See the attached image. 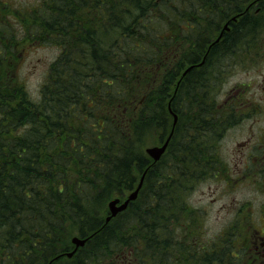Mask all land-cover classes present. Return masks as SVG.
<instances>
[{"label":"trees","instance_id":"16d2710c","mask_svg":"<svg viewBox=\"0 0 264 264\" xmlns=\"http://www.w3.org/2000/svg\"><path fill=\"white\" fill-rule=\"evenodd\" d=\"M249 1L44 0L20 13L25 34L8 48L49 42L59 54L36 97L13 66L15 54L8 55L13 64L6 63L0 83V264H45L69 251L74 231L90 237L86 264L98 263L99 255L128 264L150 245L160 255L164 230L171 254L180 243H170L179 224L162 223L176 225L170 223L175 214L190 211L180 183L209 173L217 162L206 154L220 127L208 114L212 69L220 61L212 56L232 53L228 65L264 31V0L257 13L244 10L256 5ZM226 22L229 31L214 42ZM214 47L219 51L210 56ZM168 104L186 121H177L165 153L153 162L144 149L168 137ZM141 176L126 209L140 204L152 215L140 223L144 245L130 225L112 228L116 218L107 224L100 218L107 202L123 199Z\"/></svg>","mask_w":264,"mask_h":264},{"label":"rangeland","instance_id":"374dc122","mask_svg":"<svg viewBox=\"0 0 264 264\" xmlns=\"http://www.w3.org/2000/svg\"><path fill=\"white\" fill-rule=\"evenodd\" d=\"M43 1L7 0L6 9L0 10V15L2 13L6 14L5 22L7 25L4 29L7 33L5 34L6 43L20 40L25 34L21 32L19 26L21 24L18 18L20 13L36 8ZM17 10L18 13L14 14ZM259 20L263 21L264 24V17ZM255 35L257 36L255 40L250 39L249 45H243L237 55L230 57L226 73L224 74V81L215 82L212 90V103L215 107L221 103L217 99V94H236L239 86H248L245 93L254 98L251 100L252 105H260L259 107L264 110V101L256 100L257 98L259 99L260 91L264 90V83L261 77V74H264V31ZM11 49L6 44V63L12 61L8 56L9 54L16 55V63L13 66L18 69L20 80L25 85L28 93L36 97L40 84H42L41 82L46 75L47 68L59 54V49L49 42L39 43L38 41L32 45ZM246 49H250L248 52L250 54H246ZM231 54L227 56H231ZM262 56L263 58L260 60ZM10 64H13V62ZM261 97L264 100V92ZM168 112L170 116L173 114L171 109ZM185 117L177 115L176 123L180 120L184 123L186 121ZM235 118L238 122L234 125L227 124L230 128L224 138L219 139L216 137L217 135L215 137L213 135L211 139L207 140L206 150H211V152L208 151L206 154L211 158H218L219 162H216V166H212L209 169L210 171H208L209 173L204 174L200 178L199 176L196 178L189 177V179L180 183L183 187L182 195L187 201L186 204L189 205L190 209L197 211V213L190 215L180 211L170 221V223L176 222V225L169 226L168 223H162L165 226L168 225V227L174 228L178 222L179 230L170 243L174 244L176 241H180V243L174 246V249L169 248L168 250L171 254L163 257L156 254L158 250L156 245H150L151 247L147 249V257L148 259L150 258L147 264H176V257L184 250L194 253L198 261L211 257L215 258H212V261H206L205 264H243L253 255L252 240L255 236L264 233V172L260 169L263 166L258 161H253L257 156L264 154V150L262 151L259 148L257 149L260 150L258 152L254 150L258 135L260 133L261 135L263 134L260 130H262L264 123V114L259 117L263 120L259 123L253 118L252 120L251 118H244L241 114H236ZM171 119L173 121L172 116ZM246 140H250L249 144ZM212 144H215L216 147H213ZM151 146H157V144L149 143L146 147ZM163 161L168 162V159L164 158ZM128 194L129 192H126L124 196L127 197ZM164 201L165 203L168 202V197ZM141 208L143 207L140 204H134L131 209L118 215L114 222L111 221L112 225L109 223L108 226L117 228L135 222V224H130V226L135 229L134 233H136L137 239L144 245L146 243L143 231L144 226H140V223L143 219H147V222L143 224L147 225L148 219L153 217L152 215L146 216L147 208H145L146 210ZM106 215L107 213H104L100 215V218L104 220ZM125 216L126 218H124ZM193 217H197L200 224L197 225L196 231L187 233L190 228V220L193 219L195 221ZM161 222L157 221V225H160ZM75 236L83 238L78 232H72L69 237V251L72 249L70 238ZM167 237L169 235H167L165 230L162 231L161 239ZM196 239L199 240L198 243L207 248L206 252L203 253L191 248L192 246L196 247ZM246 239L248 241L245 242ZM148 240L150 241V236H148ZM142 245H139L138 248L141 249ZM88 249L90 248L85 246L79 247L78 252L71 259H62L60 264L84 263L85 255H88L89 252ZM145 254L144 250L142 256ZM118 262H113L109 257H104V255H99L98 257V264H119ZM50 263L48 261L45 264Z\"/></svg>","mask_w":264,"mask_h":264},{"label":"flooded vegetation","instance_id":"af4514ba","mask_svg":"<svg viewBox=\"0 0 264 264\" xmlns=\"http://www.w3.org/2000/svg\"><path fill=\"white\" fill-rule=\"evenodd\" d=\"M7 0H0V10L1 9H6L8 3H6ZM250 3L256 2V5L251 6L248 5L247 7L244 8L245 11H254V12H259L260 10H262V8L258 7L257 2H260L259 0H250ZM248 9V10H247ZM5 13H2V15H0V83H5V65L6 64V56H5V49H6V31L4 30L6 27V22H5ZM229 28V26H228ZM219 47H214L213 48V52L210 54V56H212L215 53V50H218ZM224 50L227 51V47L224 46ZM262 48V47H261ZM212 48H210L209 51H211ZM219 51V50H218ZM217 53V52H216ZM211 58V57H210ZM263 56L260 57V60H262ZM214 59V60H213ZM215 59H219L220 61L217 64L216 69H212V75L214 78V81H224L225 77L224 74L226 73V69L227 68V59L228 56H219V52L216 54V56L213 55L212 57V61L214 62ZM254 59V58H252ZM262 77V81L264 83V74H261ZM248 88V86H239V90L236 91V94H228V93H219L217 94V99H219L221 101V103L217 104L216 107H214V109L208 111V114L211 115V118H209V121L211 122V124H219L220 127L219 131L217 132V136L219 139L224 138L225 134L227 133V131L229 130L230 127H228L229 125H234L236 124L238 121L235 118L236 114H241L244 118H252L255 119L256 122H262L263 120H261L259 117H262V115L264 114V110L261 109L259 106H254L252 105L251 100L254 99L253 97L249 96L248 94L245 93V90ZM264 90L260 91L259 94V99L257 98V101L263 102L264 100L261 97V94H263ZM257 107H259L257 109ZM230 115H232V117H230ZM217 117V118H216ZM229 124V125H227ZM262 130H260V132H263V134L261 135V133L258 135L257 137V142H255V147L254 150L255 151H260V150H264V123L263 126L261 128ZM254 136V135H253ZM215 137V135H214ZM252 137V136H250ZM250 139V138H249ZM248 141L247 143L249 144L250 140H246ZM213 147H216L215 144H212ZM260 150H257V149ZM210 161H217L219 162L218 158H212L210 159ZM253 161H258L263 167H261L260 169L264 172V154L261 156H257L255 159H253ZM259 170V171H261ZM146 210V209H145ZM148 210V209H147ZM197 211H194V209H190L189 214H196ZM183 217V215H182ZM195 221L190 220L189 222V226L193 231H196L197 229V225L200 224V221L197 217H193ZM135 224V222L132 223H128L127 225L130 224ZM140 226H142L140 224ZM259 234V233H257ZM198 239H196L195 244L196 247L192 246V249H195L196 251H202L203 253L206 252V249L204 247V245H201L200 243H198ZM248 241L247 239L245 240V242ZM250 242V241H249ZM161 246H162V253L161 257L166 256V244H165V238L160 240ZM252 245H253V255L251 256V258H249L246 262H244L243 264H264V233L259 234L257 236H255V238L252 240ZM227 250H229L227 248ZM144 257V260H141L140 258ZM59 256L54 255L52 258H50V261H52L50 264H60L62 257L59 258ZM187 258V259H186ZM212 258H208V259H203L202 262L198 261L197 256L192 253L191 251H185L180 253L176 259L175 262L176 264H205L206 261H212ZM86 259V255L85 258ZM150 259V258H149ZM149 259L147 257V254H145L144 256L142 255H137V254H132V256H130V258L128 259V264H147L149 262ZM215 259V258H214ZM162 261V260H160ZM210 263V262H209ZM65 264V263H62ZM82 264H86L85 262ZM93 264H98V263H93ZM122 264H126V263H122ZM160 264H164V263H160ZM212 264V263H211Z\"/></svg>","mask_w":264,"mask_h":264},{"label":"water","instance_id":"95a60500","mask_svg":"<svg viewBox=\"0 0 264 264\" xmlns=\"http://www.w3.org/2000/svg\"><path fill=\"white\" fill-rule=\"evenodd\" d=\"M223 30H227L226 25H224ZM222 33H220L221 36ZM219 36V37H220ZM218 37V38H219ZM189 69V68H188ZM188 69H186V71L183 73L185 74ZM170 111V110H169ZM176 123V116H173V123L172 125L174 126V124ZM172 131L170 132V134L168 135L167 139L164 141V143L160 146H153V147H148L145 149V153L154 161H158L161 157V155L164 153L168 142H169V138L171 137ZM142 184V178L140 179L137 187L135 188L134 191H132L123 202H120L119 199H113L111 201L108 202L107 207L109 210L110 215L106 218V221L110 220L111 217L115 216L117 213L123 211L124 209H126L127 205L129 202L135 200L137 193L141 187ZM71 243L75 246V248L80 247L84 244V240L78 239L76 237H73L71 239ZM73 252H70L67 254V257H71Z\"/></svg>","mask_w":264,"mask_h":264},{"label":"bare ground","instance_id":"6f19581e","mask_svg":"<svg viewBox=\"0 0 264 264\" xmlns=\"http://www.w3.org/2000/svg\"><path fill=\"white\" fill-rule=\"evenodd\" d=\"M261 5V4H260ZM248 10V9H247ZM232 18V17H231ZM234 19V18H233ZM234 23V22H233ZM252 24V23H251ZM230 28V27H229ZM258 29V28H257ZM242 30V29H241ZM257 31V30H256ZM250 33V32H249ZM214 40V39H213ZM218 40L219 39H217V40H215L214 42H218ZM229 40V39H228ZM205 47H207V46H205ZM212 47V46H211ZM224 48V47H223ZM229 49V48H228ZM207 52H209V51H207ZM206 52V53H207ZM206 55V54H205ZM220 56V55H219ZM205 57V56H204ZM213 57V56H212ZM214 60V59H213ZM188 63V62H187ZM210 63V62H209ZM214 63V62H213ZM187 66V65H186ZM199 77V76H198ZM201 82V81H200ZM204 83V82H203ZM198 84V83H197ZM201 84V83H200ZM197 88V87H196ZM199 89H200V86H199ZM167 139V138H166ZM169 140H170V138H169ZM105 218V217H104ZM105 220V219H104ZM101 221V220H100ZM111 225H112V223H111ZM113 228V227H112Z\"/></svg>","mask_w":264,"mask_h":264}]
</instances>
